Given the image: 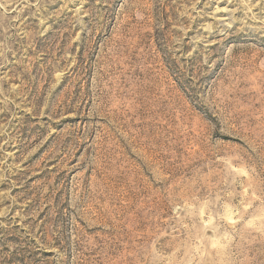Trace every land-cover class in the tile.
I'll use <instances>...</instances> for the list:
<instances>
[{
	"label": "rangeland",
	"instance_id": "obj_1",
	"mask_svg": "<svg viewBox=\"0 0 264 264\" xmlns=\"http://www.w3.org/2000/svg\"><path fill=\"white\" fill-rule=\"evenodd\" d=\"M0 264H264V0H0Z\"/></svg>",
	"mask_w": 264,
	"mask_h": 264
}]
</instances>
